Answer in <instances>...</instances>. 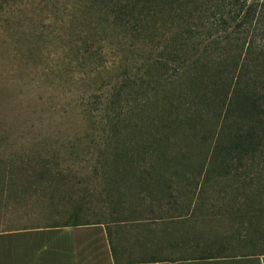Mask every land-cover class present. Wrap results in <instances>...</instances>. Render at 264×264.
<instances>
[{"label": "trees", "instance_id": "obj_1", "mask_svg": "<svg viewBox=\"0 0 264 264\" xmlns=\"http://www.w3.org/2000/svg\"><path fill=\"white\" fill-rule=\"evenodd\" d=\"M89 2L118 37L157 54L141 68L134 49L124 62L113 50L124 79L105 98L110 132L94 154L133 181L138 205L149 198L133 221L179 258L264 255V0ZM103 34L82 38L89 57ZM209 192L229 203L211 207ZM2 197L0 186V211Z\"/></svg>", "mask_w": 264, "mask_h": 264}, {"label": "rangeland", "instance_id": "obj_2", "mask_svg": "<svg viewBox=\"0 0 264 264\" xmlns=\"http://www.w3.org/2000/svg\"><path fill=\"white\" fill-rule=\"evenodd\" d=\"M89 4L0 0V220L5 227L75 220L136 224L131 210L149 203L146 197L144 206L138 205L130 192L133 181L119 182L111 161H98L94 154L110 132L105 98L124 79L126 64L113 50L119 49L124 62L125 52L134 49L132 64L141 68L148 53L157 54L118 37L102 23L106 16L92 12ZM104 30L102 50L89 57L82 38L103 36ZM194 152L197 159L199 149ZM229 196L206 195L211 207L228 204ZM69 201L83 209L75 219ZM194 205L202 207V198Z\"/></svg>", "mask_w": 264, "mask_h": 264}, {"label": "crops", "instance_id": "obj_3", "mask_svg": "<svg viewBox=\"0 0 264 264\" xmlns=\"http://www.w3.org/2000/svg\"><path fill=\"white\" fill-rule=\"evenodd\" d=\"M166 245L132 223L5 227L0 220V264H264V255L183 259Z\"/></svg>", "mask_w": 264, "mask_h": 264}]
</instances>
